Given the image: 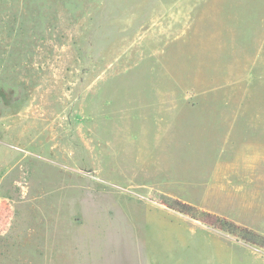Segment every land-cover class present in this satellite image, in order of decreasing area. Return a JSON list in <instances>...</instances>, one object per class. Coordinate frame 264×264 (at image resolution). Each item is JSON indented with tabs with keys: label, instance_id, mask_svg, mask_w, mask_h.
<instances>
[{
	"label": "rangeland",
	"instance_id": "1",
	"mask_svg": "<svg viewBox=\"0 0 264 264\" xmlns=\"http://www.w3.org/2000/svg\"><path fill=\"white\" fill-rule=\"evenodd\" d=\"M263 174L264 0H0V264L171 237L156 209L264 264L161 203L264 237ZM193 246L185 264H213Z\"/></svg>",
	"mask_w": 264,
	"mask_h": 264
},
{
	"label": "crops",
	"instance_id": "2",
	"mask_svg": "<svg viewBox=\"0 0 264 264\" xmlns=\"http://www.w3.org/2000/svg\"><path fill=\"white\" fill-rule=\"evenodd\" d=\"M163 212L162 209H156L153 214H148L149 220H159L164 223L171 237H144V239L122 237L119 241L104 238L107 251L99 253L89 251L86 257H77L75 263H73L74 258L69 259L68 256L66 259L71 260L70 264H174L169 253L175 252L180 255L177 262L185 264L186 252L193 250L194 243L203 241L209 243L213 264H236V251L223 252L220 243L216 244L205 237H189L190 232L184 220H174ZM74 244L77 245L75 252L77 253L82 247L80 242H73L71 249Z\"/></svg>",
	"mask_w": 264,
	"mask_h": 264
},
{
	"label": "trees",
	"instance_id": "3",
	"mask_svg": "<svg viewBox=\"0 0 264 264\" xmlns=\"http://www.w3.org/2000/svg\"><path fill=\"white\" fill-rule=\"evenodd\" d=\"M161 203L166 205L169 209L191 216L192 218L200 220L201 222L215 228L228 231L237 235L247 243L255 244L264 248V237L251 229L241 227L211 213L204 211L199 212L194 206L178 199L169 198L166 201H161Z\"/></svg>",
	"mask_w": 264,
	"mask_h": 264
}]
</instances>
